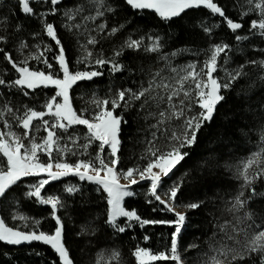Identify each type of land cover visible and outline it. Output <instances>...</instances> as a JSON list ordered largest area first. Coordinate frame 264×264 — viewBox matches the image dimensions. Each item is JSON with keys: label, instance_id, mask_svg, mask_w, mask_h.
<instances>
[{"label": "trees", "instance_id": "obj_1", "mask_svg": "<svg viewBox=\"0 0 264 264\" xmlns=\"http://www.w3.org/2000/svg\"><path fill=\"white\" fill-rule=\"evenodd\" d=\"M79 1L81 0H62L54 7L62 12ZM108 1L113 9L110 21L116 27L121 24L123 29L116 38L100 42L98 46L104 49L106 57L119 51L121 54L114 61L122 67L120 71L112 72L111 66L105 65L97 70L102 75L76 84L70 92L71 104L76 112H78V106L75 95L81 88L101 92L109 87L116 91L131 89L132 92H138L139 87L145 83L153 69L152 65L157 52L148 55L143 53V50L120 49L121 40L126 36L132 39L142 37L155 39L160 48L159 54L181 50L201 52L212 44L227 43L231 48L226 55L220 54L217 61L218 70L214 73L221 83H224L221 78V68L226 63L234 62L237 66L245 64L243 69L245 75L233 81L230 88L221 90L225 100L218 105L213 121L203 127L194 146L184 149L189 152V156L171 175L172 180L177 178L181 181L183 178L178 193V203L184 206L189 203L200 204L199 208L187 212V228L178 238L179 246L186 245L192 237L203 238L209 235L210 219L217 213L220 207L219 199L230 186L223 165L224 167L229 165L234 156L244 149L245 144L248 147L255 140V132L264 122V111L261 109L264 102V72L259 67V63H246L257 58H264V39L252 36L248 41L235 40V35L245 36L249 33V25L254 20L250 16L238 15V5L246 0H214L224 8L229 18L243 24L244 27L236 33L227 28L221 17L212 14L204 7L189 9L178 17L163 20L153 12L132 9L125 0ZM6 2H8V5L6 4L8 9L6 8L5 15L9 21L7 31L11 40H30L31 36L37 35L39 41L50 49L46 54V60L56 67L57 62L54 57L56 53H59V47L55 40L48 38L41 25L42 18L38 17L41 11L51 7L50 1L31 2L30 6L35 9V15L23 13L16 0ZM43 20L45 24L53 25L65 49V58L71 69L75 57L72 38L61 29V23L57 22L58 15H47L43 17ZM202 25L211 28V33H205ZM253 45L255 47H252ZM45 92L53 94L52 90ZM143 100L142 98L139 101H130V107L124 109L120 107L114 112L126 121L121 125V145L117 154L118 166L124 170L140 163L139 151L143 148L144 141H148L145 139L150 133L152 124L145 122V117L148 113L147 105L150 104L141 108ZM63 183L64 180H61L50 184L47 188L57 189ZM79 185L78 193L63 196L66 208L64 212L61 210L56 212L63 225V242L74 264H92L94 252L104 248L106 252L119 253L115 264H137L133 255L137 246L154 252L166 251L169 248L170 236L174 231L173 226L155 224L141 228L135 221L127 222L125 219H120L117 223L126 230L122 233L118 232L105 223L107 219L105 193L92 184L81 182ZM123 206L126 210H135L144 219L175 220L174 215L161 212L155 203L148 202L140 195L125 199ZM26 209L36 218H46L39 225V231L45 234H52L55 231L56 221L48 208ZM127 223H131L132 226L127 227ZM81 226L86 228V233H81ZM145 236L149 239L145 240ZM0 264H60V261L55 251L46 244L32 242L9 245L0 241Z\"/></svg>", "mask_w": 264, "mask_h": 264}, {"label": "snow or ice", "instance_id": "obj_2", "mask_svg": "<svg viewBox=\"0 0 264 264\" xmlns=\"http://www.w3.org/2000/svg\"><path fill=\"white\" fill-rule=\"evenodd\" d=\"M97 10L95 16H86L84 19L94 21L97 17L103 16L105 8L103 0H96ZM250 5V11H259V20H252L249 29L259 30V35L264 37V0H247ZM21 6L23 13L35 15V9L30 6L31 0H17ZM51 5L57 6L60 0H50ZM127 5L133 9H154L155 12L163 19L168 20L173 17H178L186 10L197 9L201 6L211 10L212 14H217L226 23L228 29L236 33L237 30L242 29L244 26L240 22H234L229 18L223 7L215 3L214 0H126ZM107 11H112L111 7L106 8ZM77 13L83 11V8H78ZM56 12V7L52 8V13ZM71 19V14L66 13ZM79 27V25H77ZM105 24L98 25L99 31L103 32ZM123 27V26H121ZM205 33H211V28L202 25ZM44 30L47 36L56 41L59 47V54L54 57L58 62L60 70L63 72V78H57L54 72H45L39 70H32L27 64V59L22 63L13 60L12 56L4 52V59L11 64V67L19 74L18 78L11 81L14 87H21L26 89H35L40 86L48 87L49 85L55 86V95L45 102L44 108L47 111H37L33 108H26L23 115L16 116L13 110L7 105L4 106L5 111L12 114L18 121V125L23 129L22 133L12 131V125L7 121L4 123V128L8 131H0V154L6 158V165L0 167V198H3L16 185L22 178L30 176H38L41 173H46L48 179H42L38 183L32 185L34 189L29 191V197H41V190L50 181L57 180L61 177L73 174L79 176L81 180L87 179L101 186L103 192L107 194V219L105 223L113 227L118 232H124L125 227H121L117 223L118 217L127 218V222L135 221L141 228L146 225L155 224H168L174 227V231L170 236V248L166 251L152 252L148 248L137 246L133 255L136 258L137 264H153L157 261H173L175 264H184L183 259L178 251V237L182 232V226L185 223L186 216L183 213L176 212V219L153 220L144 219L140 217L135 210H126L122 206L125 197L133 195L128 190L129 184H136V175H139L141 180L148 179L151 181V188L149 195L154 197L161 205L164 206L168 212H174V202L178 198V193L182 186L181 181L174 182L172 186L165 193L166 198H162L158 194V187L163 184L164 178H167L174 172V170L181 165L182 162L189 156V152L184 149L191 148L198 141L200 131L206 124H210L215 116L218 105L225 100L222 95V89L231 87L233 81L238 77L245 75L243 69L245 64L238 66L234 72L226 73L227 82L221 83L220 80L214 75L218 70V58L221 53L227 54L231 46L227 43L214 44L210 49V56L204 61L203 67L199 71L196 70V65H188V70L183 76H179L175 80V85L165 83H154L155 77L149 81L148 87L143 88L138 92H132L131 89L118 90L114 99H104L102 101H95L98 111L94 113L92 119L85 118L83 114H78L72 107L69 89L77 81L91 80L93 77L102 75L99 71L91 72H76L69 71L68 62L65 58V49L58 39L56 31L51 23L44 24ZM119 29L113 27L109 35H114ZM249 37L244 35H235V40L241 42L247 40ZM6 37L0 36V42H4ZM97 41L95 37L88 39V44H95ZM24 47L25 45H21ZM141 41L129 39L122 47L129 49H139ZM158 45H153L151 48H146V51H156ZM50 50V49H46ZM0 49V52H3ZM121 53H116L119 56ZM43 55V54H41ZM92 52L87 53V57H91ZM85 57V58H87ZM39 59L40 57H32ZM49 69L53 65L48 60L43 61ZM246 63L257 64L264 67V60L261 61H248ZM95 64L104 66L111 64V71L117 72L121 70V65L118 63L98 57ZM175 72L176 69H173ZM159 76V73L156 74ZM206 77V79H205ZM6 81L0 79V85H4ZM187 85V87H186ZM194 85V88L192 87ZM162 89L166 96L152 93L155 89ZM27 95V92H25ZM182 95V98H180ZM57 98H62L59 102ZM144 98L141 108L153 101L159 108L160 103L167 102V107L158 111V113H149V115H158L156 124L151 125L152 128L160 130L163 126V135L167 142V150H162L157 147L154 142L157 138V132H153V140L148 141L151 145L146 151L150 154L148 162L143 168H129L127 171L120 172L117 170L116 165L119 163L118 151L121 145L120 133L121 125L125 123L123 117L115 115L114 112L120 107L128 108L131 106L130 101H139ZM180 98L179 103H174V99ZM110 105V107H109ZM198 107L199 111L195 115H186L191 113L193 107ZM45 116H50L53 122L50 123ZM3 118V113H0V119ZM40 121L43 125L44 131L47 136L41 138L38 143L35 136L31 135V129L35 128L36 131L40 130L34 121ZM179 121L178 125H173L170 122ZM73 125H83L87 129V140L89 144L93 141H98L99 151L95 160H77L75 164L64 162L62 159H56L53 152H58L61 155L65 152H70L67 146L60 147L59 137L57 130L68 132V129ZM172 130L169 132V128ZM75 144V140L69 137ZM264 139V137H262ZM28 141V143H25ZM89 145L85 144L83 147L87 149ZM110 149L109 159L106 161L100 153ZM43 152L47 155L48 160L42 162L38 153ZM264 150L261 152L253 153L246 161L243 162L242 170H240L239 178L243 180V188H251L255 194V188L251 186L259 179L264 178V159H261ZM55 160V163H53ZM98 162V164H97ZM2 163V160H0ZM53 169H56L53 171ZM103 173V175H102ZM186 175V174H185ZM128 181V184H121L120 180ZM68 192H73L76 189L69 187L66 189ZM244 192L235 198L232 209L239 210L243 208L247 201L242 200ZM151 202V201H150ZM40 203L49 204L52 208V217L56 221V227L53 234H45L40 232L25 233L22 231L14 230L11 227H6L4 221L0 220V241L8 244L18 245L22 242L42 241L46 245H50L55 253L59 256L60 264H74V261L69 256V251L63 242V225L61 219L56 215L58 206L61 201L57 197L49 196L47 199H40ZM188 209H197L200 207L199 203H189L185 205ZM155 211V209H153ZM231 210V209H230ZM247 219H251V213H245ZM131 223H127V227H131ZM251 227V226H249ZM223 231V226L221 227ZM233 231L239 235L244 232L245 241L243 244L234 236H228L227 239L233 241V246L224 244L219 251L220 255L225 257L224 260L218 257H212V264H231V261H243L246 258H252L253 264H264V228L255 230L249 236L248 232L243 229L233 228ZM145 240L149 237L145 236ZM190 248L196 245H190ZM119 253L113 252L111 259H118ZM230 257V260H229Z\"/></svg>", "mask_w": 264, "mask_h": 264}, {"label": "rangeland", "instance_id": "obj_3", "mask_svg": "<svg viewBox=\"0 0 264 264\" xmlns=\"http://www.w3.org/2000/svg\"><path fill=\"white\" fill-rule=\"evenodd\" d=\"M6 1L7 0H0V36L6 37V40L4 42H0V49L4 50L3 52H0V79H4L6 81L4 85H0V113H3V118L0 119V131H5V132L8 131V129L4 128V123L5 121H7L9 124L12 125L11 130L19 134L23 132V129L19 127L17 119H15L12 114L5 111L4 106L7 105L8 107H10L16 116L23 115L26 108H33L37 111H47V109L44 108L45 102L55 95L56 89L55 86L53 85H49L48 87L40 86L35 89H26V88L12 86L10 82L17 79L19 74L16 73L15 70L11 67V64H9L4 59L3 56L4 52H7L6 50H8L7 53L11 54L13 60H15L18 63H22L27 59V64L28 66H30L32 70L54 72L56 74V77L60 79L63 78V72L60 70L57 61H56L57 62L56 67L53 66V68L51 69H49L47 65L43 62L46 59L47 57L46 54L49 53V50H46L48 48L41 41H39L37 35L31 36L30 40H22V39L11 40V36L8 35V31H7L8 30L7 23L9 21L5 15L6 14L5 10L6 8L8 9L7 6L8 2ZM41 1L44 2L47 0H31V2H41ZM61 1L62 0H60V2ZM103 3L105 5V8L101 10L104 11V15L97 17L94 21L92 20L86 21L84 17L96 15V10L98 6L96 0H81L79 2L74 3L70 8L62 12H59L56 9V12L54 13V15H58L57 22L61 23L60 26L61 29L64 32H66L68 36L72 38V48L74 49L75 57L72 61L71 69H69V71L72 72L73 74L78 71L91 72V71H97L99 68H102L103 66L95 64V60L98 57H103L111 61H114V59L117 57L116 53L118 51L114 52V54H112L111 56L106 57L104 49L98 46L100 42L109 40L113 37L116 38L117 34L120 33L121 30L123 29V27H120L121 24L116 27L114 26L112 21H110V16L113 13V9L112 11L106 10L107 7H111L109 1L103 0ZM53 7L54 6L51 5V7H48L44 11H41L38 15V17L42 18L41 25L43 27V30L45 24L43 17L47 15H53L52 13ZM78 8H83V11L77 13L76 10ZM249 8L250 5L246 0V2L238 5V10H237L238 15L241 17L250 16L254 20H259L260 18L259 11L258 10L250 11ZM20 10L22 11L21 6H20ZM134 10H138V11L146 10L149 12H153L160 19H163L155 12L154 9H134ZM66 13L71 14L72 18L69 19V16L66 15ZM100 24L106 25L103 32L99 31L98 29V25ZM77 25H79V27H77ZM113 27H116L119 30L114 35H109ZM245 36H248L249 37L248 39L252 38V36H258L259 38L264 39V37H261L259 35L258 29L249 31V33H247ZM92 37H95L97 42L95 44H88V39ZM129 39L132 38L129 36L123 37V39L121 40L122 42L120 49L126 48L122 46ZM248 39L244 41H248ZM135 40L141 41V46L139 47V49H129V48L126 49L133 51L143 50V53H147L148 55L155 54L157 52L156 53L157 55L155 56L154 59L155 62L152 65L153 69H151V72L147 76L145 83H143V85L139 87L138 91L148 87L149 81H152L154 77H155L154 83L158 84L161 81H163L165 83L175 85L176 78L185 75L186 71L188 70L187 66L190 64L196 65V70L199 71L200 68L203 67L204 61L208 59V57L210 56L211 54L210 49L214 45V44L210 45L206 50L204 51L201 50V52L194 50H181V51L169 52L168 54H159L160 53L159 47H157L156 51L145 50L146 48L153 47V45H158L155 39L151 37L149 38L142 37V38H137ZM22 44L25 46L22 47L21 46ZM252 47L255 46L253 45ZM88 52H92L93 55L91 57H87ZM58 54L59 53H56V55ZM32 57H40V58L33 59ZM261 60H264V58H257L254 61H261ZM105 65L111 66V64H105ZM237 68L238 66L235 65L234 62L226 63L221 68V75H222L221 78L223 82H227L226 73L234 72V70ZM173 69H176V71L174 72ZM261 69L264 72V67H261ZM157 73H159V76L156 75ZM83 81H87V80H83ZM80 82L82 81H77L69 89L70 101H71V94H70L71 89ZM192 87L194 88V85H192ZM47 90H52L53 94L50 95L49 93H46L45 91ZM117 91L109 87L101 92H98L97 90H88L81 88L80 91H78L77 94L75 95L76 104L78 106L77 113L83 114L85 118L91 120L94 113L98 111L95 101L97 100L102 101L104 99H108V100L114 99L116 97ZM25 92H27V95H25ZM156 93L166 96V93L159 88L155 89V91L152 94L156 95ZM180 98H182V95ZM180 98L174 99V103L178 104ZM57 99L59 102H62V98H57ZM148 104L150 105H147L146 108V111H148V113L145 117L146 118L145 122H150L153 125L156 124L157 119L159 117L158 115H149V113H158L159 110L167 107V102L165 100V102L160 103L159 108H157L156 103L153 101H149ZM121 108L124 109V107ZM261 109L264 111V102ZM198 111H199L198 107L194 106L192 112L191 113L186 112V115H195ZM44 118L48 119L50 123L53 122L50 116H45ZM170 123L173 125H178L179 121H172ZM34 124L38 125L40 127V130L36 131L35 128H32L31 135L35 136L37 142L40 143L41 138L47 136V132L44 131L43 125L40 123V121L38 120L34 121ZM171 130L172 128L170 127L169 132ZM154 131L157 132V138L154 141L157 147H159L162 150H167L168 145L164 135L162 134L163 126H161L159 131L157 129L150 127L149 129L150 133L148 134V137L145 140L152 141L153 140L152 133ZM57 132H58L60 147L67 146L69 149H71V151L65 152L63 153V155L54 151L53 156L56 159H62L64 162L70 164H75L77 160H90V159L95 160V157L99 151L98 148L99 142L93 141L89 144V141L86 138L87 129L85 126L73 125L68 129V132L66 133L63 132L62 130H57ZM70 136L72 137V139L75 140V144H73L72 140L69 139ZM262 137H264V122L261 125V127H259L258 130L255 132L254 135L255 140L252 141L248 147L245 144L244 149L240 150L238 154L234 156L233 160L230 163H228L229 165L227 166L225 165V167L223 165V169L226 170L225 173L227 175V179L230 181L229 190H227L220 197L219 199L220 207L218 208L217 213L210 219L211 231L209 235L203 238H201L200 236L192 237L190 238L189 241H187L186 245L179 246L178 244V251L180 252L184 264H212V257L214 256L218 257L221 260H224L225 257L221 256L219 251H217V249H220L224 244L233 246V241L228 240L227 239L228 236L236 237V239H238L241 244H243L245 241L244 232H240L239 235H237V233L233 231L234 227L236 229H243L244 231L248 232L249 236L252 234L253 231L259 230V228H264V178L257 180L251 186L252 188H255L256 190L255 194H253L251 188H243L242 187L243 180L239 178V173L240 170H242L243 162L246 161L253 153L261 152L262 150H264V139H262ZM148 141L147 142L144 141L143 148L141 149V151H139L141 154V157L139 159L140 163L134 165L133 169L143 168L147 164L148 157L150 154L146 150L151 147ZM25 143H28V141H25ZM85 144L89 145L87 149L83 147ZM109 152L110 149H107L105 152L100 153V155L107 161L109 159V155H108ZM38 155L40 156L42 162H46L48 160L47 155H45L43 152L38 153ZM261 159H264V154H262ZM0 160H2V163H0V167L5 166L6 158H3L2 154H0ZM53 163H55V160H53ZM116 168L120 172L127 171V169L124 170L119 168L118 164L116 165ZM55 170L56 169H53V171ZM171 175L172 174H170L169 177L164 178L163 184L158 187V194H160L162 198H166L165 193L168 191V189L172 186L174 182L179 181V179L177 178L172 180ZM42 179H48L46 173H41L38 176H30V177L22 178L21 181H19L16 185H14L11 188V190L7 193L6 196L0 198V220L4 221L6 227H11L14 230L22 231L25 233L35 232L36 234H39L41 232L39 231V227H40L39 225L42 223V220L44 221L46 220V218L44 219L36 218L34 217V215H31L30 211H27L26 208L46 207L49 209L52 216L51 205L40 203V199H47L49 196H53V197H57L61 201V204L60 206H58L57 211L61 210V212H64L66 208L64 204L65 198L63 196L65 195L72 196L73 194L78 193L80 191L79 184L81 182L95 185L98 189L103 191L102 187L97 185L96 183L89 181L87 179L81 180L79 176L69 174L57 180L50 181L47 185H45L44 188L41 190L40 198L34 196L29 197L27 193L29 191L34 190L31 186L38 183ZM135 179L137 180V183L129 184L128 187V190L133 193V195L130 197H135L136 195L143 196L145 199L148 200V202L151 201L150 203H155L156 207L160 209L161 212L163 213L165 212L168 215L169 214L174 215L175 219H176V215H175L176 212L185 214L186 220L184 225L182 226V232H184L187 228V212L191 209H188L184 205L179 204L176 199L173 205L175 211L168 212L166 209H164L163 205H161L158 201H156L154 197H151L149 195V191L151 188V181L148 179L141 180L139 175H136ZM61 180H64V183L61 184L59 188L57 189L47 188L50 184L59 182ZM120 183L128 184V181H125L123 180V178H121ZM143 185H145L146 187H141ZM69 187H73L76 190L73 192H68L66 189ZM241 191L244 192V196H242L241 199L247 202L243 208H240L237 211L235 209H232V206L235 202V198L240 194ZM105 195L107 199V194L105 193ZM130 197H125L124 200ZM123 202H122V206H123ZM245 213H251V219H247L245 217ZM120 219H125L127 221V218L125 217H118L117 221ZM222 226H223V231H221ZM85 230L86 228L82 227L81 233H86ZM182 232L179 234V237L182 234ZM32 242L43 243L42 241H30V242L25 241L22 242L21 244H29ZM9 245H14V244H9ZM190 245H196V247L190 248L189 247ZM104 249H100L99 251L94 252L92 256V264L117 263V259H111L113 253L106 252ZM135 262L137 263L136 258H135ZM162 262H169L170 264H175V262L173 261H157V262H153V264H158ZM231 264H253V259L246 258L243 261H231Z\"/></svg>", "mask_w": 264, "mask_h": 264}]
</instances>
